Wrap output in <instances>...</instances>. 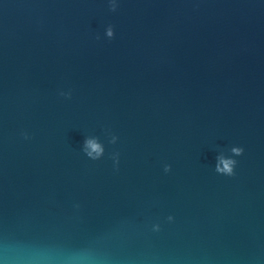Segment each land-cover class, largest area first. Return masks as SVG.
<instances>
[{"label":"water","instance_id":"95a60500","mask_svg":"<svg viewBox=\"0 0 264 264\" xmlns=\"http://www.w3.org/2000/svg\"><path fill=\"white\" fill-rule=\"evenodd\" d=\"M41 256L264 264V0H0V264Z\"/></svg>","mask_w":264,"mask_h":264},{"label":"clouds","instance_id":"9594fccd","mask_svg":"<svg viewBox=\"0 0 264 264\" xmlns=\"http://www.w3.org/2000/svg\"><path fill=\"white\" fill-rule=\"evenodd\" d=\"M113 11H115V7L113 6V8L111 9ZM107 35L108 37H112L113 33H112V30L109 29L107 31ZM89 146L93 148V150H96V151H99V146L94 144L93 142L89 141L88 142ZM241 151L242 150H238V149H233V152L236 154V155H239L241 154ZM221 164H223V168L219 167V165L217 166L216 168V171L217 172H224L225 174H231V171H232V164H233V161H230V160H221L220 161ZM169 169L166 167L165 168V171L167 172ZM41 264H43L44 261H47L48 259H50V257H47V256H41V257H38L37 258ZM74 260H78L80 259L79 257H76V258H73Z\"/></svg>","mask_w":264,"mask_h":264}]
</instances>
